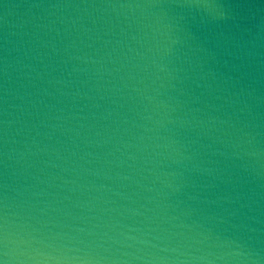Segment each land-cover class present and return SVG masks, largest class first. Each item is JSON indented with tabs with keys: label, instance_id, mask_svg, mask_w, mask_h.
<instances>
[{
	"label": "clouds",
	"instance_id": "clouds-1",
	"mask_svg": "<svg viewBox=\"0 0 264 264\" xmlns=\"http://www.w3.org/2000/svg\"><path fill=\"white\" fill-rule=\"evenodd\" d=\"M0 29V264H264V0H0Z\"/></svg>",
	"mask_w": 264,
	"mask_h": 264
},
{
	"label": "water",
	"instance_id": "water-1",
	"mask_svg": "<svg viewBox=\"0 0 264 264\" xmlns=\"http://www.w3.org/2000/svg\"><path fill=\"white\" fill-rule=\"evenodd\" d=\"M19 11H20V12H23L24 10L21 9V10H19ZM9 19H10V21H11V20H13L14 18L10 17ZM0 34H2V29H0Z\"/></svg>",
	"mask_w": 264,
	"mask_h": 264
}]
</instances>
